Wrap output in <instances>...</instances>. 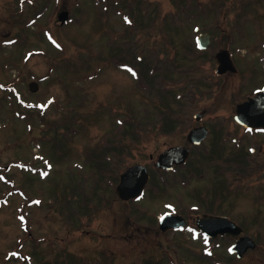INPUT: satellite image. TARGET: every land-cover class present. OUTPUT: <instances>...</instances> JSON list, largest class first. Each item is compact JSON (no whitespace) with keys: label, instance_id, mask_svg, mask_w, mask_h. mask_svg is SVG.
<instances>
[{"label":"rangeland","instance_id":"rangeland-1","mask_svg":"<svg viewBox=\"0 0 264 264\" xmlns=\"http://www.w3.org/2000/svg\"><path fill=\"white\" fill-rule=\"evenodd\" d=\"M104 5L0 0V264H264V157L244 158L248 145L263 144L264 152V134L243 136L240 159L232 144L220 142V129L239 128L230 117L229 92H211L189 106L174 100L178 88L158 94L162 88L153 86L145 92L114 62L134 63L135 51L143 55L141 67L152 62L150 55L159 65L169 61L177 72L164 73L172 80H164L168 87L184 77L181 65L191 67L197 59L203 61L201 73L210 75L217 49L228 46L239 55L243 27L247 45L261 40L256 26H264V0H109L108 8ZM64 10L66 24L57 20ZM195 26L213 36L206 53L193 50ZM250 60L256 71L251 70L247 87L264 81L256 60ZM31 80L38 85L34 92L28 88ZM19 98L34 109H25ZM196 109L204 110L202 124L212 133L203 145L191 147L186 135L199 125L192 116ZM174 145L191 147L186 165L152 173L138 201L115 194L119 171L135 163L152 171L158 153ZM258 163L260 170L252 175ZM99 165H107L103 176ZM30 167L35 174L43 168L46 175L34 176ZM32 198L42 202L30 206ZM166 210L191 220L203 212L225 214L256 247L240 259L230 256L227 247L236 238L226 235L212 241V256H205L207 244L189 232L158 227L157 215Z\"/></svg>","mask_w":264,"mask_h":264},{"label":"water","instance_id":"water-1","mask_svg":"<svg viewBox=\"0 0 264 264\" xmlns=\"http://www.w3.org/2000/svg\"><path fill=\"white\" fill-rule=\"evenodd\" d=\"M66 13H62L60 15L61 20H65ZM202 40L204 44L207 45L209 43V36H202ZM227 51H220L217 54V59L220 61V67L218 72L222 71V68H226L231 64V61H226L228 59ZM31 89L36 90L37 85L35 83L31 84ZM263 96V97H262ZM262 97V98H261ZM241 122L254 125H263L264 126V93H260V96L251 99L249 102L243 105V109L240 111ZM239 118V120H240ZM204 130L201 129H193L188 135V139L190 141L201 140L203 136ZM188 154L186 148L182 147H172L164 151L158 158L156 163L157 166L169 168L173 163H181L182 159L186 157ZM148 178L147 170L142 165H135L127 169L124 173L121 174V180L119 185L117 186V193L121 198L127 199L129 197L137 196L146 180ZM180 218H174L173 220H163L165 223L162 225V228L165 229L168 221L170 224H175ZM181 220V219H180ZM198 224L201 225L202 229L206 230L211 234V231L215 232H232L239 233V227L224 217H208L198 221ZM211 230V231H210ZM249 245H252V242L249 238H241L235 246V250L239 252V255L245 250V248Z\"/></svg>","mask_w":264,"mask_h":264},{"label":"flooded vegetation","instance_id":"flooded-vegetation-1","mask_svg":"<svg viewBox=\"0 0 264 264\" xmlns=\"http://www.w3.org/2000/svg\"><path fill=\"white\" fill-rule=\"evenodd\" d=\"M256 27H257L256 32L261 37V40H259L257 44L252 43V45L251 44L247 45L246 43L247 38H245L247 36V32L243 27V29L239 31V43H238L239 47L238 46L236 47L239 50V55L233 58L234 65H235L234 72L226 71L224 74L217 76L219 78L215 79L216 82L213 85L212 91L216 92V94L222 95V93L226 94V92H229L231 94L230 96L225 95V97L227 98L226 101H228L231 107L230 111L234 113L239 109V106L241 103L245 102L247 99H249L254 94H256L257 91H259L260 89L264 87V81H262L260 84H258L259 83L258 81L257 83L250 85V87H247L246 85V82H247L246 79L251 77V70L253 73L256 71L254 67L250 66L252 64V61L250 59L256 60L257 65L261 68L263 75H264V26H261V27L256 26ZM251 46H252V50H250ZM258 52H261V54L260 53L258 54ZM254 53H256L257 56H255ZM236 77L237 79L236 81H234ZM227 84L230 85L231 87H227ZM204 95H207V93H205ZM221 98L223 99L222 96ZM238 127H239L238 135H240L241 139H243V136H246L250 134L251 132H253L251 134L254 135L255 131H259L256 129L254 130L245 129L241 125H239ZM240 138L239 140H241ZM241 148H242V144L239 142V149H237V154H239V150H242ZM258 148H259L258 150L261 151L263 149V144L258 145ZM224 172L225 174H227V171H224ZM160 178L161 177H159V179ZM204 213L205 212H203L202 214ZM206 213L214 214V215H221L220 213H211V212H206ZM198 217L199 216H196V218L195 217L192 218L193 222ZM192 220L190 219V221ZM191 224L192 226H194V228L186 230V232L190 233L189 234L190 236L192 235L193 232L197 231V229L195 228V224L192 222ZM226 235L229 236V234L220 235L216 239L210 240V241H216L218 239L225 237ZM201 236H204V235L199 234L197 237H201Z\"/></svg>","mask_w":264,"mask_h":264},{"label":"trees","instance_id":"trees-1","mask_svg":"<svg viewBox=\"0 0 264 264\" xmlns=\"http://www.w3.org/2000/svg\"><path fill=\"white\" fill-rule=\"evenodd\" d=\"M97 166H98V165H97ZM99 166H101V165H99ZM102 166H103V167H102ZM102 166H101L102 168L99 169L101 175H102L103 172H107V168H106L107 165H106V166H105V165H102ZM104 166H105V167H104Z\"/></svg>","mask_w":264,"mask_h":264}]
</instances>
